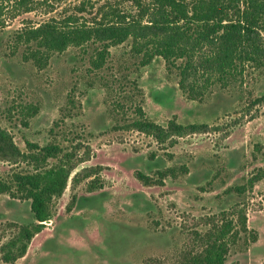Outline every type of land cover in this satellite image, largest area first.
<instances>
[{"label": "rangeland", "instance_id": "374dc122", "mask_svg": "<svg viewBox=\"0 0 264 264\" xmlns=\"http://www.w3.org/2000/svg\"><path fill=\"white\" fill-rule=\"evenodd\" d=\"M14 1L0 0V129L26 155L38 152L29 144L58 146L46 168L73 167L50 222L14 264H181L195 234L208 230L204 223L238 210L257 239L241 235L225 264H264V179L247 185L264 171V69L247 67L225 87L188 96L161 58L138 66L128 40L111 47L98 71L90 65L93 44L52 54L39 70L23 60L27 48L16 34L70 14L91 23L101 2L92 9L94 0H33L23 12ZM137 107L162 127L173 119L208 129L157 141L130 127ZM36 168L0 153L3 179ZM167 169L178 175L160 186L135 177ZM32 222L28 201L0 195V264H9L2 254L15 228Z\"/></svg>", "mask_w": 264, "mask_h": 264}, {"label": "trees", "instance_id": "16d2710c", "mask_svg": "<svg viewBox=\"0 0 264 264\" xmlns=\"http://www.w3.org/2000/svg\"><path fill=\"white\" fill-rule=\"evenodd\" d=\"M100 2L91 23L70 14L19 31L15 40L27 48L23 60L31 61L41 70L52 54L93 44L97 48L90 65L93 71H98L109 58L111 47L130 40L131 54L139 58L138 66L161 58L168 71L176 70L180 89L194 97H202L217 83L227 86L247 67L264 69V0H94L91 8ZM32 3L33 0H15L14 8L30 12ZM76 9L78 14L86 11L84 4ZM136 112L139 118L130 127L157 141L169 136L206 133L208 129L205 124L182 125L173 119L162 127L147 119L140 107ZM29 145L38 152L20 153L0 129V153L27 159L37 167L32 172L14 173L8 179L0 177V195L28 201L34 221L15 228L14 237L2 254V260L9 264L24 257L31 239L50 222L53 200L62 196L73 170L68 164L48 168L42 165L61 154L58 146ZM177 175L174 169L159 172L156 177L135 172L136 179L145 187L163 185L164 179ZM91 176L85 173L84 178ZM262 179L264 171L258 170L247 185L252 188ZM242 190L232 191L241 194ZM204 226L208 230L196 233L192 247L180 254L181 264H225L241 235L248 234L253 242L257 239L248 229L247 216L241 210L221 212L216 220L209 219Z\"/></svg>", "mask_w": 264, "mask_h": 264}]
</instances>
